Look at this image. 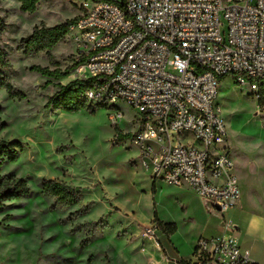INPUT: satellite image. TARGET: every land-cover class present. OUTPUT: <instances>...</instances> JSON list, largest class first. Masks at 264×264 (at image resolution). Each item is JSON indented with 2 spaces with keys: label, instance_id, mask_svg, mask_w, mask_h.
Instances as JSON below:
<instances>
[{
  "label": "rangeland",
  "instance_id": "1",
  "mask_svg": "<svg viewBox=\"0 0 264 264\" xmlns=\"http://www.w3.org/2000/svg\"><path fill=\"white\" fill-rule=\"evenodd\" d=\"M80 3L40 0L36 11L27 14L17 0H0L5 25L0 46L9 61L2 72L25 95L11 99L0 90V120L6 123L0 140L22 147L14 162L2 163L0 175L21 179L30 189L29 196L6 201L0 208V264H149L147 252L154 255L155 264L160 256L148 239L155 247L162 244L173 255L190 258V243L215 236L218 223L229 225L233 210L235 216L264 211V101L231 76L218 83L215 102L225 122L226 147L240 190L234 208L221 215L185 185L153 180L140 168L139 151L130 137H123L138 124L134 109L118 103L122 117L112 126L108 117L115 111L107 107L87 105L75 113L44 107L60 84L85 79L81 65L58 80L30 70L71 67L74 48L69 33L52 50L51 60L43 53L25 57L17 49L34 28L73 21ZM41 180H59L76 188L79 202L53 208V198L41 193ZM78 210L83 214L70 216ZM155 219L176 225L169 241L158 229L147 234ZM76 225L84 227L73 233ZM82 241L87 244L81 246Z\"/></svg>",
  "mask_w": 264,
  "mask_h": 264
},
{
  "label": "built area",
  "instance_id": "2",
  "mask_svg": "<svg viewBox=\"0 0 264 264\" xmlns=\"http://www.w3.org/2000/svg\"><path fill=\"white\" fill-rule=\"evenodd\" d=\"M70 1L81 2L68 33L90 80L85 103L113 109L112 126L118 103L137 112L130 139L153 180L185 185L221 215L234 208L240 190L215 100L219 78L231 76L264 101V0ZM193 259L255 264L223 236L199 239Z\"/></svg>",
  "mask_w": 264,
  "mask_h": 264
},
{
  "label": "trees",
  "instance_id": "3",
  "mask_svg": "<svg viewBox=\"0 0 264 264\" xmlns=\"http://www.w3.org/2000/svg\"><path fill=\"white\" fill-rule=\"evenodd\" d=\"M20 4V11L27 14H33L36 11L40 0H17ZM73 21L65 22L54 27H36L26 38L22 39L17 49L23 53L25 57H32L39 53L45 54L49 60L52 59L51 52L59 42L68 34L69 26ZM5 31V25L0 17V40L1 35ZM79 65L75 62L71 67L65 70L55 68L50 70L47 67L32 66L31 71L40 74L49 79H62L67 77L74 67ZM9 67V61L6 52L0 46V90L4 89L11 99L21 100L25 95L21 91L15 90L7 81V76L2 72L3 69ZM225 77L219 78V81ZM90 86V80H73L66 85L58 87L53 95L47 97L45 103L46 108L56 110H63L68 113H75L82 109H86L87 104L82 99L83 93ZM264 92V89H262ZM262 101V100H261ZM2 108L0 106V114ZM6 123L0 120V132L4 130ZM120 136H118L119 138ZM123 137H130L126 134ZM122 138V137H121ZM21 145L16 141L0 140V167L4 162H14L21 151ZM41 193L50 196L54 200L55 207L68 208L77 204L81 198L79 191L76 188L70 187L66 183L59 180H41ZM154 192V186H152ZM30 189L21 179H10L4 175H0V208L4 207V202L13 201L29 196ZM83 214L82 210L71 213L70 216H80ZM69 218V220L71 219ZM159 231L165 235H172L176 231L175 224H163L156 219ZM85 226L94 227L95 223H87ZM84 225H76L72 229L73 233L79 232ZM87 241H82L81 246H85ZM179 264H191L190 261L181 260Z\"/></svg>",
  "mask_w": 264,
  "mask_h": 264
},
{
  "label": "crops",
  "instance_id": "4",
  "mask_svg": "<svg viewBox=\"0 0 264 264\" xmlns=\"http://www.w3.org/2000/svg\"><path fill=\"white\" fill-rule=\"evenodd\" d=\"M202 203L204 202L202 201ZM235 215V211L233 210V219H231L229 225L218 223V230L215 231V236L212 237L223 236L226 239H230L231 241L239 244L241 248L249 251L250 258L255 264H264V211H247L237 216ZM232 225H234L235 227H232ZM171 236L172 235H166L164 237H167V240L169 241ZM145 241L147 243H150L152 250L155 251V255H157L156 253H158L160 256L155 264H179L181 260L194 262L193 252L197 243V241L195 242V240L190 243V258H186L181 255L175 256L167 249H165L162 244L160 247L156 243L155 247L154 243L151 240L148 239ZM140 251L141 254H145L147 252L145 248L140 249ZM147 253L150 254V257L145 255L146 259L148 257V259L151 261L149 264H153V260L151 259V257L154 255L150 252Z\"/></svg>",
  "mask_w": 264,
  "mask_h": 264
},
{
  "label": "water",
  "instance_id": "5",
  "mask_svg": "<svg viewBox=\"0 0 264 264\" xmlns=\"http://www.w3.org/2000/svg\"><path fill=\"white\" fill-rule=\"evenodd\" d=\"M214 209L216 210V211H219V208L216 206V207H214Z\"/></svg>",
  "mask_w": 264,
  "mask_h": 264
}]
</instances>
